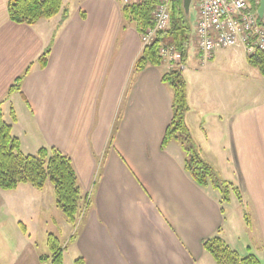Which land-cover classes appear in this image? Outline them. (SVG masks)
I'll use <instances>...</instances> for the list:
<instances>
[{"label":"crops","instance_id":"0c3cea01","mask_svg":"<svg viewBox=\"0 0 264 264\" xmlns=\"http://www.w3.org/2000/svg\"><path fill=\"white\" fill-rule=\"evenodd\" d=\"M8 1L0 0L4 117L11 122L15 110L13 134L24 153L54 147L70 157L90 205L74 227L56 210L42 214L55 201L46 187L0 189V251L9 256L0 254V264H42L36 238L56 232L72 245L75 264H216L203 242L218 232L240 255L261 260L264 77L244 47L219 48L210 60L198 53L202 68H235L233 81L253 86L251 101L226 98L213 70L212 85L203 69L195 81L185 78L186 121L201 155L242 196L222 203L217 190L199 186L185 170L179 143L162 148L172 118V94L162 83L169 66L134 73L144 44L124 19L123 0H63L59 15L35 25L11 21ZM50 45L41 68L38 58ZM30 66L23 94L7 95Z\"/></svg>","mask_w":264,"mask_h":264},{"label":"trees","instance_id":"16d2710c","mask_svg":"<svg viewBox=\"0 0 264 264\" xmlns=\"http://www.w3.org/2000/svg\"><path fill=\"white\" fill-rule=\"evenodd\" d=\"M158 0H144L139 4H124L123 15L127 22L135 25L140 33L153 25V11ZM8 15L11 21L18 24L35 25L41 20H50L59 15L63 9V0H9ZM193 27L190 16L183 9V0L173 6L171 11V26L160 32L154 42L144 47L142 55L137 59L134 73H141L149 65L161 67L165 61L160 55L162 44L174 45L181 52L183 62L186 60L192 40ZM51 45L48 46L38 63L45 68L48 63ZM248 63L257 68L264 77V52L258 51L248 55ZM18 76L10 85L8 94L22 93L24 78L30 72ZM162 83L172 94V118L166 128L162 148L171 142L180 144L184 152V168L192 179L203 188H212L221 195V202L228 203L232 194L241 201L242 196L238 187L223 179L219 172L201 155L186 115L191 107L188 101V86L179 67H174L162 75ZM7 96L0 100V189L16 190L20 185L28 184L43 191L48 183L54 187L55 203L65 215L69 223L77 226L82 211L89 208L90 201L81 190L77 173L68 155L57 148L41 147L35 154L22 151L20 139L13 134V123L17 120L16 112L10 109L11 122L4 117L3 103ZM223 210V208H222ZM24 231L26 228L24 227ZM75 235L70 240L75 239ZM49 254L40 256L42 264H64L62 242L54 234L47 235ZM204 249L213 257L216 264H262L254 254L242 256L231 248L218 232L203 242ZM79 259L77 260V263Z\"/></svg>","mask_w":264,"mask_h":264},{"label":"built area","instance_id":"2783aa9c","mask_svg":"<svg viewBox=\"0 0 264 264\" xmlns=\"http://www.w3.org/2000/svg\"><path fill=\"white\" fill-rule=\"evenodd\" d=\"M139 4L144 0H123ZM178 0H158L153 11V25L141 33L144 47L154 42L160 32L171 26V11ZM197 19L194 27L196 47L204 60H210L219 48L243 46L247 55L264 52V11L261 0H196ZM160 55L169 68L179 67L183 57L174 45L162 44Z\"/></svg>","mask_w":264,"mask_h":264},{"label":"rangeland","instance_id":"374dc122","mask_svg":"<svg viewBox=\"0 0 264 264\" xmlns=\"http://www.w3.org/2000/svg\"><path fill=\"white\" fill-rule=\"evenodd\" d=\"M195 2H196V0H194L192 7H191V11H190V20H191L192 27H193V32H192L193 36H192L188 56H187L186 60L182 63V65H180V67H179L182 69L184 77L187 79V81L189 83H191L192 81H195L197 79L198 75H197L196 71L203 69V73H202V74H204L203 77L205 78V80L207 82L210 83V85H212V82L209 79V76H212L210 74V70H213L215 75H217L215 77H217V79L219 81V85L224 90L226 98L229 97L228 93H230L231 95L234 94L235 97H239L242 102L251 101V99H252L251 98V92H249V91L253 89V86L247 89V88L243 87L242 83L237 85L236 81H233V75L236 74L235 68H233L230 65H222V64H216L214 66H210V67L206 66V67L202 68L203 64H201V58H200V55H199L197 47H196L195 34H194V27H195V23H196V19H197ZM241 73H243V70L241 71ZM256 87H258V86H256ZM236 100H237V98H236ZM46 190H47L46 192L48 194H51L54 198V195H55L54 194V187L51 183H48L46 185ZM54 210H56L55 214H63L62 211L55 204V201H54L53 208H51V211L49 212L47 210H44L42 212V214H52V212ZM55 234L60 238V240L62 242V247L64 248V250H63L64 264H75L76 260H77L76 259L77 256L75 254V251H73L72 245L68 243L66 237L61 236V234H59L57 232ZM36 242H37V244H36L37 251L41 255L49 254L50 250H49V247L47 245V241L39 240L38 238H36ZM0 254H1L2 259H8V257H9V256L8 257L6 256L7 252H5L4 250L0 251ZM261 263L264 264V257L261 259ZM45 264H49V262H46Z\"/></svg>","mask_w":264,"mask_h":264},{"label":"water","instance_id":"95a60500","mask_svg":"<svg viewBox=\"0 0 264 264\" xmlns=\"http://www.w3.org/2000/svg\"><path fill=\"white\" fill-rule=\"evenodd\" d=\"M193 2L194 0H183V9L187 17L190 16V11H191ZM263 11H264V0H261V5L258 9V14L260 17L263 16Z\"/></svg>","mask_w":264,"mask_h":264}]
</instances>
